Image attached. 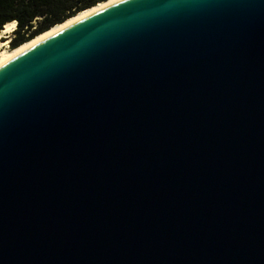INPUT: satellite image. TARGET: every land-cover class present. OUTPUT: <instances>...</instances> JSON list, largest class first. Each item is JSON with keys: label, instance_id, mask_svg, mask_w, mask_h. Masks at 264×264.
Segmentation results:
<instances>
[{"label": "water", "instance_id": "1", "mask_svg": "<svg viewBox=\"0 0 264 264\" xmlns=\"http://www.w3.org/2000/svg\"><path fill=\"white\" fill-rule=\"evenodd\" d=\"M0 264H264V0H123L4 59Z\"/></svg>", "mask_w": 264, "mask_h": 264}, {"label": "trees", "instance_id": "2", "mask_svg": "<svg viewBox=\"0 0 264 264\" xmlns=\"http://www.w3.org/2000/svg\"><path fill=\"white\" fill-rule=\"evenodd\" d=\"M105 0H16L0 7V30L15 21L10 48L33 39L54 25Z\"/></svg>", "mask_w": 264, "mask_h": 264}, {"label": "bare ground", "instance_id": "3", "mask_svg": "<svg viewBox=\"0 0 264 264\" xmlns=\"http://www.w3.org/2000/svg\"><path fill=\"white\" fill-rule=\"evenodd\" d=\"M106 2H108V0H105L104 2L98 3L95 6H92V7L88 8V9H86V10L81 11L80 13L75 14L74 16H72L69 19H67L65 22L57 24V25H54L53 27H51L47 31H44L43 33L37 35L32 40H28V41L24 42L23 44L19 45L15 49L14 48H8V42L6 40L10 39V34L13 32L16 23L14 24L13 23L14 21H12V22H9L7 24H4L3 27L0 30V63L4 59H6L9 56L15 54L17 51L21 50L22 48L26 47L28 44H31L35 40H38V39H40L41 37H43L45 35L46 36L49 35L56 28H58L60 26H64V25L72 22L77 17L79 18L80 16H82L85 13H87L88 11L96 9V8L100 7L101 5L105 4Z\"/></svg>", "mask_w": 264, "mask_h": 264}, {"label": "snow or ice", "instance_id": "4", "mask_svg": "<svg viewBox=\"0 0 264 264\" xmlns=\"http://www.w3.org/2000/svg\"><path fill=\"white\" fill-rule=\"evenodd\" d=\"M14 2H16V0H0V7H2L6 3H14ZM122 2L123 0H108V4L102 5V7H109L112 4H119ZM129 2H131V0H129ZM13 23L15 24V21Z\"/></svg>", "mask_w": 264, "mask_h": 264}, {"label": "rangeland", "instance_id": "5", "mask_svg": "<svg viewBox=\"0 0 264 264\" xmlns=\"http://www.w3.org/2000/svg\"><path fill=\"white\" fill-rule=\"evenodd\" d=\"M13 33V32H12ZM10 34V39L6 40L8 42V48H10L9 44H10V40L13 39V34Z\"/></svg>", "mask_w": 264, "mask_h": 264}]
</instances>
